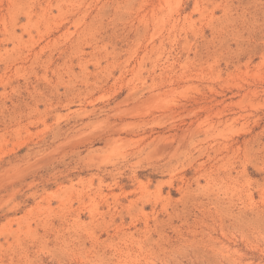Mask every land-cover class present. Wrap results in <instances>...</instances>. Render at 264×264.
Instances as JSON below:
<instances>
[{
  "label": "rangeland",
  "instance_id": "1",
  "mask_svg": "<svg viewBox=\"0 0 264 264\" xmlns=\"http://www.w3.org/2000/svg\"><path fill=\"white\" fill-rule=\"evenodd\" d=\"M0 264H264V0H0Z\"/></svg>",
  "mask_w": 264,
  "mask_h": 264
}]
</instances>
